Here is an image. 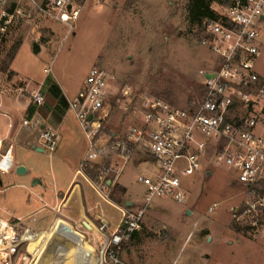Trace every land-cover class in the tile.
Instances as JSON below:
<instances>
[{
    "label": "rangeland",
    "instance_id": "374dc122",
    "mask_svg": "<svg viewBox=\"0 0 264 264\" xmlns=\"http://www.w3.org/2000/svg\"><path fill=\"white\" fill-rule=\"evenodd\" d=\"M19 1L22 15L0 38V95L12 99L21 95L29 105H34V93L40 91L44 95L43 116L34 128L38 136L43 133L41 123L54 125L52 119L44 117L54 111V102L44 91L47 82L56 83L62 95L72 99L93 68L112 72L119 82L132 86L140 94L180 109L195 107L203 100L201 72L214 69L215 58L199 43L204 22L201 27L190 24L189 0H84L80 4V17L71 28L39 11L45 0H10L8 8L17 6ZM228 6L212 5L217 14H223ZM34 43L41 47L37 55L33 54ZM262 44L257 72L264 82V38ZM125 121L133 123L129 114L119 112L110 130L119 132ZM64 123L62 131L55 128L58 134L51 155L67 158L72 173L80 175L82 171L77 161L86 154L87 142L71 112L65 113ZM142 158L141 155L133 161L137 163ZM45 163L48 169V160ZM206 170L211 177L205 175ZM90 172V179L96 180L95 172ZM140 172V168L130 162L120 178L126 197L137 205L147 193L146 187L137 180ZM182 183L190 193L188 201L180 205L170 198H155L142 231L126 246L131 255L122 256L125 264H264V218L259 220L258 233L250 231L246 225H237L229 213V209L242 206L245 200L246 189L235 171L203 162L201 171L183 177ZM113 189L110 199L123 205L121 189ZM92 190L101 201V208L96 209L98 214L111 216L116 227L122 216L121 209ZM24 193L12 190L6 195L10 201L19 198L20 204L13 201L15 206L5 201L17 215L26 213L23 211ZM214 204L218 208L209 213ZM187 212L193 215L188 216ZM0 217L9 218L4 212ZM52 220L34 226V231L48 230ZM21 227L23 230L18 235L23 237L27 227L24 224ZM88 238L92 244L91 237ZM42 241L37 238L32 244L28 242L26 248L34 254ZM55 242L78 259L76 250ZM89 249L91 246L86 251Z\"/></svg>",
    "mask_w": 264,
    "mask_h": 264
},
{
    "label": "built area",
    "instance_id": "2783aa9c",
    "mask_svg": "<svg viewBox=\"0 0 264 264\" xmlns=\"http://www.w3.org/2000/svg\"><path fill=\"white\" fill-rule=\"evenodd\" d=\"M9 1L0 0V38L22 15L21 1L8 8ZM83 1L45 0L39 11L71 28L80 17ZM263 38L264 0H232L223 14L205 20L199 43L214 56L215 68L201 72L203 100L188 109L142 95L107 70L89 71L76 96L68 101V111L87 142L80 171H94L92 188L109 200L126 166L142 155L137 180L147 190L141 204L125 210L109 242L97 247L98 264H125L122 256L126 246L142 231L153 200L170 198L184 205L190 193L182 178L200 172L203 162L235 171L246 189L245 200L229 213L237 225L260 232L258 223L264 218V82L257 65ZM32 97L37 108L45 105L40 91ZM121 111L129 114L133 123L125 121L119 132L111 131L109 126ZM56 138L49 128L43 130L39 141L51 152ZM148 164L153 167H143ZM11 168L10 149L0 155V176ZM217 208L214 204L209 213ZM247 219L255 220L246 222ZM6 224L14 230L16 240L12 248L4 251L5 255L0 252V264H31L33 259L23 240L28 232L36 233L26 228L21 237L20 222Z\"/></svg>",
    "mask_w": 264,
    "mask_h": 264
},
{
    "label": "crops",
    "instance_id": "0c3cea01",
    "mask_svg": "<svg viewBox=\"0 0 264 264\" xmlns=\"http://www.w3.org/2000/svg\"><path fill=\"white\" fill-rule=\"evenodd\" d=\"M69 100L71 99H67V101ZM56 106L57 103H54V111L49 112L47 116V119H52L54 125L41 123V130L50 128L57 137L58 131L55 128L62 131L65 123L64 117L61 121L54 118ZM44 107L37 108L36 105H29L21 95L16 99L0 95V118H3L0 121V155H4L11 149L12 158V168L9 173L0 176V196L4 195L0 198V213L4 212L9 218L6 220L0 217V220L5 223L18 221L35 232L34 226H39L53 218L48 230L35 232L34 235L28 232L32 236L30 244L36 242L37 238L46 239L59 222L63 221L74 230L79 238L82 252L77 251L78 260L85 262L87 247L91 246L92 250L96 252L97 247L107 244L109 237L118 230L125 210L131 208L135 203L126 197V190L119 179L115 187L120 188L124 194L123 205L120 201L109 199L122 211L118 225L114 226L111 216L106 217L98 214L96 209L101 208V201L97 200L93 188L91 189L90 176L83 172H80V175L77 172L73 174L67 158L62 155L57 157L51 155V152H48L39 141L40 136L35 133L34 128L40 124L39 120L43 116H41V110ZM32 108L34 112L29 119ZM82 155L77 161L79 169L86 154ZM136 157L141 158L140 155ZM143 159L137 163L132 162L137 168ZM47 160L49 162L48 169L45 165ZM20 166L27 170V173L21 176L16 174V170ZM206 173L208 174L210 171L206 170ZM4 176L5 178H3ZM88 184L91 186L90 188ZM12 190L26 192L23 200V211L26 213L23 215H17L13 212L14 208L10 210L9 204L5 205L7 200L14 206L20 204L18 197L14 199L15 204L13 203L14 200L10 201L6 197L7 193ZM40 216L42 217L40 218ZM139 234L140 232L132 241ZM88 236L91 237L92 244H90ZM66 254L74 258L69 252ZM126 254L130 256L131 250H126Z\"/></svg>",
    "mask_w": 264,
    "mask_h": 264
},
{
    "label": "bare ground",
    "instance_id": "6f19581e",
    "mask_svg": "<svg viewBox=\"0 0 264 264\" xmlns=\"http://www.w3.org/2000/svg\"><path fill=\"white\" fill-rule=\"evenodd\" d=\"M31 235H33L30 232ZM27 233L24 237L23 243L25 244L26 252L32 257L33 261L31 264H87L86 263V253H85V263L72 258L65 252H63L57 245L55 241L62 242L63 244L69 246L70 248L82 252V245L74 230L65 222L60 221L59 224L52 230L50 235L42 241L36 253L31 254L26 248L27 243L30 242L32 236ZM16 240L14 230H12L9 225L5 222L0 223V252L3 254L8 248L13 247V243ZM8 242V247L5 242ZM25 241V242H24ZM91 250V249H90ZM87 252V251H86ZM97 262L96 258L90 263L93 264ZM98 263V262H97ZM26 264H30V261Z\"/></svg>",
    "mask_w": 264,
    "mask_h": 264
},
{
    "label": "trees",
    "instance_id": "16d2710c",
    "mask_svg": "<svg viewBox=\"0 0 264 264\" xmlns=\"http://www.w3.org/2000/svg\"><path fill=\"white\" fill-rule=\"evenodd\" d=\"M231 2L232 0H189L188 19L190 21V24L192 26L201 27L202 23L205 20L215 19L218 16V14L213 10L212 7L213 4H219L224 6V5H229ZM44 91H47L49 96L52 98L53 102L57 103L56 115H54V118H56L58 121H61V119L64 117L65 113L69 109V104L67 99L62 95V92L56 83L47 82ZM31 110H32L30 113L31 116L29 119H31L32 114L34 112L33 108ZM44 115L47 117L48 113ZM90 174H92V172L90 171L87 172V175ZM66 251L67 249L63 247V252L66 253Z\"/></svg>",
    "mask_w": 264,
    "mask_h": 264
},
{
    "label": "water",
    "instance_id": "95a60500",
    "mask_svg": "<svg viewBox=\"0 0 264 264\" xmlns=\"http://www.w3.org/2000/svg\"><path fill=\"white\" fill-rule=\"evenodd\" d=\"M40 52H41L40 45H38L37 43H34L33 44V54L34 55H37ZM210 77H212V76H209V78ZM26 173H27V170L23 166L18 167L17 170H16V174L19 175V176L24 175ZM207 176L210 177L211 174L208 173ZM187 215L188 216H191L192 215V212H187ZM95 255H96V252L94 250H92V249L91 250H87V252H86V263L87 264H90L94 260Z\"/></svg>",
    "mask_w": 264,
    "mask_h": 264
}]
</instances>
